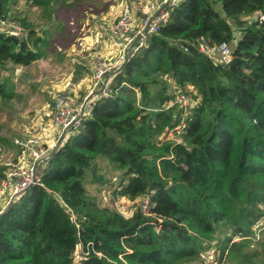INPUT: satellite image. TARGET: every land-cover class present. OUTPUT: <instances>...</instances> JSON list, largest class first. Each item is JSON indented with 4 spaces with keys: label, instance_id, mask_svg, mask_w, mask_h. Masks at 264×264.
I'll list each match as a JSON object with an SVG mask.
<instances>
[{
    "label": "trees",
    "instance_id": "obj_1",
    "mask_svg": "<svg viewBox=\"0 0 264 264\" xmlns=\"http://www.w3.org/2000/svg\"><path fill=\"white\" fill-rule=\"evenodd\" d=\"M20 1L52 19L58 5L80 0H0V18ZM26 30L0 32V101L13 96V70L43 56L42 28ZM200 42L228 45L231 61L209 60ZM187 87L198 100L185 114L169 103ZM108 89L52 153L43 186L0 214V264H185L221 223L234 230L216 244L224 264L257 257L246 251L264 206V0H182ZM99 160L119 174L113 195L148 196V215L135 207L125 216L88 195V181L102 184Z\"/></svg>",
    "mask_w": 264,
    "mask_h": 264
},
{
    "label": "rangeland",
    "instance_id": "obj_2",
    "mask_svg": "<svg viewBox=\"0 0 264 264\" xmlns=\"http://www.w3.org/2000/svg\"><path fill=\"white\" fill-rule=\"evenodd\" d=\"M122 2L123 0H80L76 3H68L67 6L58 5L52 19H47V14L41 12L39 8H28L25 1H20L16 6H13L10 14L12 18L9 19L21 24L24 28L29 26L42 28V37L45 42H42L38 47L43 58L34 63V67L30 68L31 72L24 73L22 71L21 75L13 73V82L16 83L15 89L11 85L13 96L8 101H0V180L5 171V164L11 162L14 159L12 157L18 155L19 149L17 147L15 149L13 146L15 140L36 141L33 146L45 149L48 146L44 145L43 134H48L46 138L52 134H54V139L58 136L51 133V128L46 126L48 123L47 109L52 103V97L55 95L53 93L63 91L61 89L66 84V80L76 83L74 76L70 77V75L76 70L80 71L81 67L86 65L87 61L84 57L89 53L104 57L95 49L87 50L91 48L89 45L105 43L104 34L101 36L102 31L95 36V29L98 26L94 28L93 25L104 14L109 23L116 21L122 10ZM256 17L254 14L242 16L240 19L250 22ZM228 22L232 27H235L231 21ZM236 34L238 36V33ZM73 44H76L77 50L72 47ZM229 48L232 50L231 47ZM167 81L170 82L169 78ZM45 82L47 83L43 86ZM192 89L194 92L185 91L197 101L196 90ZM162 137L166 141L172 140L174 135L168 131L164 132ZM56 147L58 146L56 145ZM98 166L100 168L98 175L102 179V184L97 185L88 181L86 185L88 195L101 206H107L125 216H130L135 207H139V200L132 203L123 197H115L113 191L119 182V174L112 170L104 160H99ZM261 207L264 209V206ZM263 222L264 219L259 218L252 226L253 237L250 240V248L246 252L255 251L257 257L250 259L248 264H264ZM233 232L234 230L229 224H219L215 234L206 241V243L209 242V247L203 250L218 251L216 244L226 242V239L234 235ZM233 241H238V238L234 236ZM203 250L194 260L185 264H197L201 259L200 254L204 253ZM235 260L236 258L230 264H234ZM236 264L239 263L236 262Z\"/></svg>",
    "mask_w": 264,
    "mask_h": 264
},
{
    "label": "built area",
    "instance_id": "obj_3",
    "mask_svg": "<svg viewBox=\"0 0 264 264\" xmlns=\"http://www.w3.org/2000/svg\"><path fill=\"white\" fill-rule=\"evenodd\" d=\"M182 0H123L122 10L118 19L105 28V42L111 44L116 53L114 58L105 59L98 54L89 53L85 58L91 71V91L84 97L76 95L70 89L55 93L53 103L48 112V124L53 133L58 135L48 148L40 149L33 146L36 141H14L19 152L14 161L5 164V172L0 180V213L24 191L33 186H43L41 170L50 159L51 152L56 147L59 137H64L78 129L87 114V107L100 95L107 97L108 85L112 75L116 73L129 59V54H136L147 38L156 33L161 24L165 23L171 11ZM0 32L9 36L22 38L27 30L21 24L10 19L0 18ZM199 51L216 64H228L231 61V49L226 44L209 46L200 42ZM197 103L192 96L181 89L169 103L185 114ZM139 209L144 215L150 210L148 196L139 198ZM264 212V209H262ZM264 219V214L261 216ZM264 227V222L263 225ZM203 250L197 264H224L225 255L221 251ZM204 255V257H203ZM213 258L211 259V257Z\"/></svg>",
    "mask_w": 264,
    "mask_h": 264
},
{
    "label": "crops",
    "instance_id": "obj_4",
    "mask_svg": "<svg viewBox=\"0 0 264 264\" xmlns=\"http://www.w3.org/2000/svg\"><path fill=\"white\" fill-rule=\"evenodd\" d=\"M29 6V5H28ZM28 8H32V7H28ZM33 9V8H32ZM34 9H37V8H34ZM88 19H89V17H88ZM91 19V18H90ZM99 19V18H98ZM98 22V23H97ZM95 23V24H94ZM93 24V26H94V28L95 27H97L96 29H95V36H96V34H98V32L100 33L101 31H102V33H101V36H103V34H106L105 33V28H106V26L108 25V24H110L109 23V21H108V19H107V16L104 14V15H101V17H100V19L98 20V21H95ZM99 25H100V28H99ZM38 36H41V33H39L38 34ZM42 37V36H41ZM104 37V36H103ZM75 41V40H74ZM91 43H94V41H91ZM72 47H74V49H76L77 50V46H76V44H73V46ZM89 47H91V48H88L87 50H89V49H95V50H97V52L98 53H101L106 59H112V58H114V56H116L115 55V52H114V48H113V46L111 45V44H109V43H107V42H105L104 44L103 43H98V44H92V45H89ZM97 48V49H96ZM74 53H76V52H74ZM78 53V52H77ZM43 58V57H42ZM85 58V57H84ZM85 60H86V58H85ZM86 61H88V60H86ZM32 67H34V64L33 65H31L30 67H17V68H15V70H13V73H15L16 72V74L17 75H21L20 73L23 71L24 73H27V72H31L30 71V68H32ZM77 69H79V68H77ZM74 76V80H76V83L75 82H71L70 80H66L65 81V85L62 87V89L61 90H68V89H70L72 92H74L76 95H78V96H86L90 91H91V83H92V79H91V71H90V67L88 66V64L86 63V65H83V67H81V69H80V71L78 70V72H77V70L76 71H74V73H72L71 75H70V77H73ZM12 77H13V74H12ZM46 83L47 82H45V83H43V86H45L46 85ZM16 84V83H15ZM14 84V85H15ZM39 88L40 89H42V87H40L39 86ZM60 88V86L58 87V89ZM57 89V91H59ZM51 90L53 91V88L51 87ZM185 90H189V91H191V92H194L193 91V89L191 88V87H187ZM52 91H50V94H52ZM56 92H54L53 94H55ZM54 96V95H53ZM53 98V97H52ZM95 98V96H93V98L92 99H94ZM52 103H53V100H52ZM52 103H51V105H52ZM51 105L48 107V109L51 107ZM48 109H47V113L49 112L48 111ZM46 113V114H47ZM49 123V122H48ZM47 123V128H49V124ZM51 133H53V131L51 130ZM44 135V138H45V141H44V145H50L51 143H53L52 141L54 140V137H53V135L54 134H52V135H50L49 136V138H46V137H48V134H43ZM51 136H52V138H51ZM53 139V140H52ZM13 146H14V148L16 149V145L13 143ZM18 148V147H17ZM16 153V152H15ZM18 154V153H17ZM16 155V154H15ZM14 155V156H15ZM12 158H14L13 160H11V161H14L16 158H17V156L16 157H12ZM11 158V159H12ZM5 172V171H4ZM3 172V173H4ZM2 177H3V175H2ZM1 177V178H2Z\"/></svg>",
    "mask_w": 264,
    "mask_h": 264
},
{
    "label": "water",
    "instance_id": "obj_5",
    "mask_svg": "<svg viewBox=\"0 0 264 264\" xmlns=\"http://www.w3.org/2000/svg\"><path fill=\"white\" fill-rule=\"evenodd\" d=\"M130 56H132L131 53L129 54V57H130ZM127 61H128V58H127L126 62H127ZM126 62H125V63H126ZM63 139H64V134H62V135L59 137V140H58V144H57V146L63 141ZM56 148H57V147H56ZM56 148L54 149V151L56 150ZM54 151H53V152H54ZM53 152H52V153H53ZM52 153H51V155H52ZM11 204H12V202H11V203H10V204H9L4 210L8 209V208L11 206ZM3 212H4V211H3ZM3 212H2V213H3ZM2 213H0V214H2Z\"/></svg>",
    "mask_w": 264,
    "mask_h": 264
}]
</instances>
